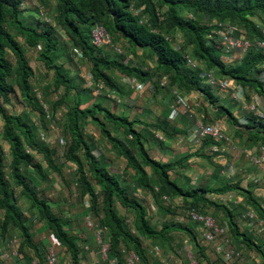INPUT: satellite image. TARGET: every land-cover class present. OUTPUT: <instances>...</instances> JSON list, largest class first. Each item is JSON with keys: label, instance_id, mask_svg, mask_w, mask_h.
Masks as SVG:
<instances>
[{"label": "trees", "instance_id": "1", "mask_svg": "<svg viewBox=\"0 0 264 264\" xmlns=\"http://www.w3.org/2000/svg\"><path fill=\"white\" fill-rule=\"evenodd\" d=\"M23 1L0 0V116L4 123L0 132L2 140L9 145L11 157L10 181L4 169V148L0 144V213L2 214L0 235L6 240L13 235L12 233H18L21 239L20 255L26 264H31L33 260L38 259L37 257L47 264L46 248L48 242L49 245L51 243L52 235L60 241V249H65L71 256L72 264H82V249L78 243V236L67 231L66 222L53 212L49 202L39 195L28 176L29 168L32 167L39 176L44 180L47 179L43 164L38 163L28 149L43 156L51 169L59 171L56 164L57 152L40 141L38 132L48 135L46 130L50 131V127L55 125L57 110L62 106L68 107V123L64 136L66 146L63 148V153L66 161L74 163L79 169L78 185L82 188L81 196L83 198L88 196L89 199L86 213L98 221L97 227L108 245L109 262L126 264L127 252L134 251L140 258V264H156L150 252L152 249L149 251L145 241L168 242L173 233H183L190 237V241L203 255L204 258L200 262L210 264L193 231L195 222L191 220L192 224H164L161 228L153 226L147 206L138 197L130 196L117 176L99 166L93 155V142L84 132L83 124L88 120L97 125L104 137L126 158L127 168L135 172L136 187L146 190L155 198L156 206L151 204V210L154 207L158 211L167 210L174 213L159 200L172 196L182 197L189 209H196L200 213L203 205L211 204L223 210L228 216L234 236L230 238L239 248L243 249V244L264 255L261 246H258L247 234L240 232L233 209L211 202L208 198L209 195L221 196L235 189L240 190L246 193L245 197L240 196L244 203L249 204L245 208H251L261 219H264V206L254 193L238 183L186 190L170 177L171 171L184 167L193 156L213 160V156L204 152L207 145L213 144L212 140L203 139L201 149L204 151L183 156L177 160L179 163L177 161L162 163L155 160L150 156L142 134L135 129L136 121L118 116L102 103L96 102L95 99L101 96L96 97L92 89H90L91 97L84 98L80 91L82 87L76 83V76L73 78L65 65H57L55 58L63 46L70 49L69 59L73 62H76L75 56L81 52L79 60H87L91 64L90 74L93 84H103L106 93H108L107 89H118L112 77L115 73H119L121 77L149 82L155 77L158 80L167 77L168 86L161 87L155 81L156 90L167 89L172 93L176 89L180 94L203 93L209 104L216 108L218 119L225 117L233 126L240 127L239 135H246L249 142L255 143V147L263 149L260 146L264 145V120L253 112H248L244 116L245 122L240 124L232 109L221 105L219 99L213 95L212 88L203 84L201 71L213 72L218 80H234L237 85L248 90L253 89L259 96L264 97V82L258 76L260 67L264 64V51L251 48L242 60L235 59L231 62L221 46L218 28L212 25V23L232 24L238 26L250 41L262 40L264 39V0H39L43 4L54 6L57 25L64 34L55 30L52 24L43 21L37 27L26 25L21 18L24 11ZM136 9H142L141 15L134 13ZM256 20H260L261 23ZM96 26L105 28L113 44L118 40L126 41L132 52L141 50L142 54L149 56L156 66L147 69L141 63L138 65L127 63V58L119 55L122 53L118 52L119 59L103 57L100 54L103 47L95 46L92 39V29ZM177 34H181L184 38L180 50L175 47ZM18 37L23 39L25 47L32 49L42 47L39 58L48 71H54L56 89L64 90L60 100L51 104V111H46L34 92L35 71ZM114 46V50L118 49L115 44ZM187 56L200 67L192 68L188 65ZM71 95L72 104L68 101ZM13 96L21 98L27 108L38 114V124H34L23 115L8 112L7 106L13 103ZM104 96L102 98H106V95ZM111 124L125 130L142 162L136 159L131 148L112 135L108 129V125ZM162 129L170 138L176 135ZM81 152H84L85 162L80 157ZM147 168L151 169V173L146 170ZM86 169L90 176L87 175ZM222 170V167H218L215 176H221ZM151 177L157 180V191L150 183ZM254 184L256 185L255 182ZM20 200H26L29 211L35 214L34 218L47 225L49 231L47 241L44 240L40 244L36 242L32 232L33 224L31 225L30 219L21 209ZM116 202L126 211L134 214L131 224L117 211ZM5 240L3 239V244ZM28 252H30L29 258L26 257ZM0 264H4L1 256Z\"/></svg>", "mask_w": 264, "mask_h": 264}, {"label": "rangeland", "instance_id": "2", "mask_svg": "<svg viewBox=\"0 0 264 264\" xmlns=\"http://www.w3.org/2000/svg\"><path fill=\"white\" fill-rule=\"evenodd\" d=\"M24 6L23 8V15L22 20H24L26 25H33L34 27H37L41 21L45 22L44 17L42 16L44 13L48 14L49 19L52 22V26L55 30H58L60 34H64L62 29H60L57 25L55 14H54V6L53 5H46L41 3L39 0H24L23 1ZM42 12V14H41ZM208 18H206L205 21H207ZM256 22L261 23L260 20H256ZM47 23V22H45ZM51 24V23H49ZM178 36H181L180 38H183L181 34H177L175 37L178 38ZM114 38V37H113ZM184 39V38H183ZM18 40L21 42V44L25 47L24 41L22 38L18 37ZM66 40V39H65ZM64 40V41H65ZM115 45L118 47L119 50H121L122 54L127 58V63L130 64H143L146 66L147 69L150 67H155V62L152 61L149 56L142 54L141 50H137V52H132L130 49L128 43L124 40H118L114 41ZM25 51L27 54V57L30 61L31 66L33 67L35 71V78L33 79V88L35 94H41V102L44 106L47 107L48 111H51V104H54L55 102L59 101L60 98L63 95L64 90L63 89H56L55 83H54V71L50 70L45 67L44 62L39 58L42 47L39 46L37 48H28L25 47ZM69 52L70 49L68 47L63 46L56 54V61L57 65H65V67L70 70L71 76L74 78L76 76V83L80 85L82 88L80 91H82V96L85 98L91 97L90 89L94 90L95 85L93 82L89 79L90 72H91V64L87 60H76V62H73V60L69 59ZM114 50V48H110L107 46H104L100 52V54L103 57L107 58H114L119 59L118 53ZM10 59L12 62H14V59L10 56ZM147 63V64H146ZM259 79H261V73L258 74ZM113 78L121 77L119 73L112 74ZM78 78V79H77ZM263 78V77H262ZM217 92V90H216ZM106 93V91H105ZM104 93V94H105ZM145 94V93H144ZM162 99L160 100V95ZM173 93L167 89H161L158 90L156 95L152 97V95H149V102L147 101V105H143L144 103L143 97H140L138 100V103L134 104V106H131L129 104H124L123 101L119 104H116L115 102H112L107 97L102 95L100 98H96L95 101L98 103H102L104 107L110 109L113 113H115L118 116L126 117L131 121L148 119L152 120V115H157L158 112H162L165 108L167 112V103L164 102V99H168L171 97ZM185 96L189 97L190 93H183ZM159 95V96H158ZM258 95L256 91L253 89H249V92L245 94V104L250 105L253 102V98ZM259 96V95H258ZM122 99L123 96H121ZM72 98L71 95L68 97L69 103L72 104ZM225 100L231 101L234 105L233 107L228 106L232 109L233 113L238 110H243L248 112L247 110L243 109L241 106L242 104H238V102H234L231 100V97L228 95L226 96ZM200 99L196 98V103H198ZM162 103V104H161ZM195 103V104H196ZM194 104V105H195ZM244 104V105H245ZM144 106L146 109V112L148 115H145L143 117L141 114H139V108ZM166 106V107H165ZM67 106H62L61 109L57 110V120L55 121V130H52V126L50 127V131L46 130V133H48L47 138L49 139V143L46 144L50 149L57 152L56 155V164L59 167V171H55L51 169L46 162L43 159V156L35 154L33 151H31V154L35 156V159L38 163H42L44 166V173L47 177L46 180H44L41 176H39L35 170L30 167L28 171V176H30V179L32 180L33 187L38 191L39 195L46 199L53 212L63 221L66 222V229L72 234H75L78 236V243L80 244V247L82 249V264H114L112 262L108 261L107 256L104 255L102 252V247L106 245L105 243V237L102 236V233H100L99 228L97 227L98 221L93 218L89 217L87 215L86 206H88V196L86 198H83L81 196L82 188L79 184V169L78 167L71 162H67L64 155V149L61 148L58 144V138L59 136L64 137L66 136V127L68 123V116H67ZM190 111L192 113H200L195 107H189ZM160 109V110H159ZM262 109V108H261ZM7 110L9 113L17 114V115H23V117L32 120L34 124H38L39 116L37 113L32 112L27 106L22 102L21 98L14 97L13 96V103L11 105L7 106ZM263 110V109H262ZM245 115H242L241 118L244 119ZM146 120V121H148ZM231 122V121H230ZM228 122L227 119L224 120V122L221 123L222 127L224 128L226 134L234 141L237 151H230L225 152L223 157L221 158L224 162V164H231L232 169L231 173L233 171L234 175H228V173L224 174L221 172V176H214L213 179L210 181L206 178H192L189 180H181L184 183V186H182L184 189H192V188H198V187H206V186H213V187H220L224 184H231L234 185L236 183L240 184L241 187L245 189H249L252 193H254L255 197L259 199L261 204L264 206V184L261 186H257L254 184V181L252 180L254 176H261V178L264 177V173L259 172V170L251 164L249 159H247L244 155L239 153L243 150H252L256 151L255 149H259V147H255L252 142H249L246 135H239L238 130L236 131L235 126H233L232 123ZM3 121L0 116V128L1 131L3 129ZM85 135L93 142V155L97 160V163L101 168L109 170V172L119 178L121 181V184L126 187L127 192L130 196H136L138 197L145 206H147L148 215L150 218V221L153 226L157 228H161L164 224H174L179 223V219L185 216L186 212L190 210L185 204L184 199L179 196H172L168 199H159L161 203L165 205V207L170 208L174 213H171L167 210L158 211L157 210H151L150 205L154 204L155 198L152 196L151 193L147 192L144 189H138L135 185L136 181V175L133 169L127 168V160L126 158L120 154L119 150L113 145L112 142H110L108 139L104 137L100 129L97 125H95L92 121L88 120L83 124ZM108 129L112 133V135L119 140H121L128 148H131L132 152L136 156V159L139 162L141 161V158L136 151L135 147L132 145L131 140L127 137L126 132L123 128H116L115 126L108 125ZM135 129L139 131L142 134L143 141L146 144V148L149 151V154L152 158L155 159H167V156L165 154V151L162 149L161 145L165 144V141L160 140L159 137H157L156 133L159 131L158 129L153 128V123L145 122V124L138 123L136 121ZM241 132V131H240ZM162 133V132H161ZM41 134V131L38 132V136ZM161 136H163L161 134ZM163 138L170 139L169 136L164 135ZM162 142V143H161ZM0 144L4 148L5 152V172L7 174V179L11 181V175H10V155H9V145L2 140L1 132H0ZM261 148H264V145L260 146ZM168 149V148H167ZM167 152V151H166ZM168 154V152H167ZM172 154V153H170ZM80 157L85 162L84 152L80 153ZM204 162H207V159L201 158L199 161L200 166ZM237 166V167H236ZM223 169V168H222ZM87 170V169H86ZM149 173H151V169L147 168ZM178 172L177 170H175ZM175 171H171V179L173 181L179 180L177 173ZM87 175L90 176V173L88 170L86 171ZM183 176V175H182ZM253 176V177H252ZM252 178V179H251ZM243 180V181H242ZM150 183L153 187L156 188L157 191V180L153 177H151ZM246 195V193L236 190L233 192H230L225 195H209V200L211 202H217L221 205H225L229 207L230 209H233V213L236 215V224L239 225L240 232H243L244 234H247L249 238H251L255 243L258 244V246H261L264 249V234L257 231L254 227H248L246 222L242 219V215L246 212L247 208L246 206H249V204L246 202H239L238 197ZM261 195V196H259ZM166 200V201H164ZM19 205L22 207L21 209L24 211L25 215L30 219L31 225H32V232L34 234L35 240L37 243H42L44 240L47 241L49 238V231L48 227L44 222H38L34 217V213L29 211V204L25 200H20ZM155 205V204H154ZM156 206V205H155ZM116 208L117 211L120 213L123 218L128 219V223L134 218V214L126 211L124 208L121 207V205L116 202ZM203 214L213 217L216 220V223L220 226H223L227 228L229 236L234 238L232 234V228L229 225L228 216L224 213L223 210L218 209L211 204H205L203 205L202 209L200 210ZM185 212V213H184ZM207 213V214H206ZM242 214V215H239ZM0 217H2V214L0 213ZM187 221V222H186ZM190 223L192 224L190 219L185 217V221L183 224ZM130 227V226H129ZM193 231L197 237V241L204 249L205 255L209 258L210 264H244L243 262H231L226 263L224 262L221 257H219L213 250L212 245H208L203 237H202V231L200 229V226L195 224V227L193 228ZM101 234V241L99 242L98 235ZM11 234V233H10ZM13 235H17V232L12 233ZM11 234V235H12ZM20 234V233H19ZM10 237V236H9ZM170 240L161 242V241H155V240H146V246L149 249V251L156 245L160 246L161 248V255L160 256H153L154 261L156 264H174L175 261H182L186 264V254H187V248L184 245V241L186 239H190V237L186 234L181 233H173L170 236ZM3 239L5 238L0 235V249L4 247L5 244H3ZM191 242V241H190ZM241 243V242H240ZM172 244V245H171ZM242 244V243H241ZM89 246V250L85 248V246ZM192 248L191 250L194 252L196 257L199 260H203V255H201L198 251V248L194 246V244L191 242ZM242 248L244 249V252L246 256H256V258H259L258 264H264V255H260L257 250L255 249H249L246 245L242 244ZM50 245L48 242V246L46 248V252H48ZM32 252V251H31ZM151 252V251H150ZM33 254V253H31ZM59 254V261L60 263H66V264H72L71 256L67 253L65 249H60L58 251ZM30 252H28L27 258H29ZM46 255V254H45ZM32 258V256H30ZM42 264H44L39 257H37ZM4 264H26L23 257H19L17 259H12L10 261H4ZM205 264V263H204Z\"/></svg>", "mask_w": 264, "mask_h": 264}, {"label": "built area", "instance_id": "3", "mask_svg": "<svg viewBox=\"0 0 264 264\" xmlns=\"http://www.w3.org/2000/svg\"><path fill=\"white\" fill-rule=\"evenodd\" d=\"M29 1V0H27ZM240 1V0H236ZM24 6V4H22ZM142 9H136L135 14L141 15ZM42 14V12H41ZM45 22L51 23V20L48 17V14H43ZM162 20V19H161ZM218 28V36L223 50L227 54V59L229 61H234L235 59L242 60L245 54L251 49L256 48L258 50L264 51V39H256L254 41H250L243 34L241 29L238 26L228 24V23H212ZM264 33V30H263ZM178 36L177 41L175 43L176 49L180 50L182 44L184 43V39ZM92 39L95 46L102 48L104 46H109L110 48H114V44L112 42L111 36L102 26H96L92 29ZM116 52L121 53V50L115 49ZM81 58V52H78V55L75 56L76 60ZM188 65L192 68H198V66L189 56H187ZM261 79L264 82V64L260 67ZM263 77V78H262ZM202 82L205 86L211 87L213 90H217L220 92L228 93L231 99L234 102H238V104H242L243 109L248 112H253L260 119L264 120V110L260 108V106L256 103H251L250 105L245 104V94L246 89L237 85L234 80L224 79L218 80L216 75L211 71L202 70L201 71ZM89 79L93 81V78L90 74ZM155 81H157L161 87L168 86L167 77L164 79H157L156 77L153 81H150L152 87L155 88ZM126 82L131 83L130 79H127ZM134 85L137 82H133ZM144 88V85L137 84V91H140ZM106 87L103 84H97L94 87L93 93L96 97H100L102 95H106V97L115 103L122 102L121 99L114 93H105ZM105 93V94H104ZM173 95L175 97V101L171 106V114L170 118L175 120L178 118L182 112H185L187 115H193L190 111V108L186 106L184 99L180 95V92L176 89L173 90ZM37 97L41 99V94H37ZM184 107L185 110H182ZM46 111L48 110L45 106ZM191 117V116H190ZM55 125L52 126V130H55ZM196 127L199 133L200 138L210 139L213 144L210 147V152L214 157H223L225 152L237 151V147L234 141L226 134L222 125L218 123L213 124H203L196 123ZM160 140H164L163 136H159ZM40 141L48 144L49 139L44 133L40 134ZM58 144L61 148L66 146V141L64 137L59 136ZM28 152L31 153V150L28 149ZM242 155H244L252 165H254L259 172L264 173V148L259 149L257 151L252 150H243L240 151ZM224 174L228 173L230 175H234L233 171L231 173V169L229 166L227 169H223ZM253 181L257 186H261L264 184V177L260 178V176H256ZM167 199V198H164ZM239 202H243L241 197H238ZM153 210L156 209L153 207ZM185 217L195 222L202 231V237L204 241L208 245H212L214 252L221 257V259L226 263L231 262H243L244 264H258L259 258L256 256L248 257L246 256L244 249L239 248L230 238L228 234L227 228L220 226L216 223V220L208 215H204L198 212L196 209H190L186 212L185 216L179 219V223H184ZM242 219L247 223L248 227H254L257 231L264 234V219H261L254 210L251 208L247 209L246 212L242 215ZM101 234L99 233L98 239L101 241ZM184 245L187 248L186 260L188 264H204L200 262V260L196 257L194 252L191 250L192 245L190 240L186 239L184 241ZM20 247H21V239L17 235H12L5 240V246L0 249V256L4 261H10L12 259H17L21 257L20 255ZM61 248L60 241L54 236H51V243L48 249V253L46 256L47 264H62L59 261L58 251ZM88 249L87 247H85ZM102 252L105 256H107L108 245H104L102 247ZM151 253L154 256H159L161 253V249L159 246H154L151 250ZM31 264H39L37 260H33ZM66 264V263H63ZM126 264H140V258L134 251L127 252L126 254ZM177 264H184L183 262H178Z\"/></svg>", "mask_w": 264, "mask_h": 264}, {"label": "crops", "instance_id": "4", "mask_svg": "<svg viewBox=\"0 0 264 264\" xmlns=\"http://www.w3.org/2000/svg\"><path fill=\"white\" fill-rule=\"evenodd\" d=\"M127 79H130L131 83L126 82ZM114 81L118 85V89H114V90H108L107 89L108 93L111 92V93L116 94L121 99V101H123L124 104H129L130 107L134 106L135 103L137 104L140 97H143V96L144 97L142 100H144V103H142V104L147 105V101L149 102V95L150 96L152 95V97H154V95H156V93L158 92V90H156V88L152 87V85L149 81H141L137 78H128V77L127 78L116 77V78H114ZM134 81L137 82V84L142 83L144 85V88L140 91H137V84L134 85V83H133ZM212 92H213V95L219 99V103L221 105H225L227 107L228 106H234V105H232L233 103L231 101L227 102L225 100L226 96L229 95L228 93L220 92V91L216 92V90H213V89H212ZM248 92H249V90L246 89V93H248ZM180 95L182 96V98L185 101V104H186L185 108L187 106L193 107V108L195 107L198 111H200V113L198 114V113L193 112V115H187L185 112H182V114L178 118H176L175 120L171 119L170 118L171 106L175 101V97L172 94L171 97H169L168 99H164V102L167 103V112L164 108V110L162 112L161 111L158 112L157 115H155V116L152 115V120L143 119V118H141L140 120L139 119L135 120L141 124H145V122L153 123V128L159 130L156 133L157 137L161 136V134L163 136L166 135L165 132L163 133L164 130L162 128L166 129L167 132L169 131L172 134L176 133V135L170 139L164 138L163 141L166 140L165 144L161 145L162 149L165 151L166 156L168 155L167 159H159L158 160V159L154 158L155 160L162 162V163L175 162L183 156L192 155V154H195L196 152L200 153V152L204 151L201 149L202 148L201 145H202L203 140L199 136V133H198V130L196 127L197 122L203 123V124L218 123L221 125V123L224 122V120L226 119L225 117H223L221 119L217 118L218 115L216 114V108L209 104V102L206 100V96L203 93L191 92L189 94V97L185 96L187 94H185V95L180 94ZM121 96H123L124 99H122ZM196 98L200 99V101L198 103H196ZM161 99H162V97L160 95V100ZM252 103L258 104L260 106V108H262L264 110V97L256 95L253 98ZM139 109H140L139 114H141L143 117H145V115H148V113L146 112L147 108L142 106ZM238 109H237V114H236V112H234V116L238 119L240 124H243L245 122V117H244V119H242L241 116L246 115L248 112L243 111L241 109L238 110ZM182 110H185L184 107ZM146 120H148V121H146ZM235 128H236V130H238L240 127L235 126ZM210 147H211V145H207L205 147L204 152L209 156H213L210 152ZM166 151L168 152V154ZM170 153H172V154H170ZM200 160H201V157L193 156L188 161V163L185 164L184 167H178L176 169L178 172L175 171V173H177L178 174L177 176L181 179L176 180L175 182L182 187V186H184V183L181 181L183 179L186 181V180H189L192 178L203 177V178H206V179L211 181L213 179V177L216 175L218 167H222L225 170L229 166V169H232L231 164H229V163L224 164V162L221 158L219 159V158H216L214 156H213V160H210V161L208 160L207 162L203 161L201 166L199 164ZM255 177L256 176H254V178ZM260 178H261V176H260ZM259 196H261V195H259ZM188 240H190V239L188 238ZM85 247H87L88 248L87 250H89L88 245H86ZM161 253H162V251H161ZM161 253H160V255H161ZM178 262H182V261H175L174 264H177ZM187 262L188 261L186 260V263Z\"/></svg>", "mask_w": 264, "mask_h": 264}, {"label": "bare ground", "instance_id": "5", "mask_svg": "<svg viewBox=\"0 0 264 264\" xmlns=\"http://www.w3.org/2000/svg\"><path fill=\"white\" fill-rule=\"evenodd\" d=\"M257 118V117H256ZM237 123V122H236ZM208 143V142H207ZM201 150V149H200ZM206 156V155H205ZM178 162V161H177ZM179 163V162H178ZM237 167V166H236ZM200 174V173H199ZM243 181V180H242ZM185 213V212H184ZM207 214V213H206ZM187 222V221H186ZM248 248V247H247Z\"/></svg>", "mask_w": 264, "mask_h": 264}, {"label": "clouds", "instance_id": "6", "mask_svg": "<svg viewBox=\"0 0 264 264\" xmlns=\"http://www.w3.org/2000/svg\"><path fill=\"white\" fill-rule=\"evenodd\" d=\"M116 104H119V103H116Z\"/></svg>", "mask_w": 264, "mask_h": 264}]
</instances>
